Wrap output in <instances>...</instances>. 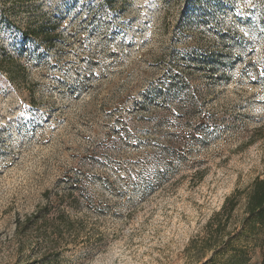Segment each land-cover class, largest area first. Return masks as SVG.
<instances>
[{"label":"rangeland","instance_id":"1","mask_svg":"<svg viewBox=\"0 0 264 264\" xmlns=\"http://www.w3.org/2000/svg\"><path fill=\"white\" fill-rule=\"evenodd\" d=\"M0 46V264H36L44 207L74 222L56 264H214L264 178V0H0Z\"/></svg>","mask_w":264,"mask_h":264},{"label":"trees","instance_id":"2","mask_svg":"<svg viewBox=\"0 0 264 264\" xmlns=\"http://www.w3.org/2000/svg\"><path fill=\"white\" fill-rule=\"evenodd\" d=\"M183 3L185 2L183 1ZM65 8H69L68 3L65 4ZM53 30V27L36 29L37 32L35 35L40 36L45 44L53 43L52 41L55 39ZM206 64L208 65V62ZM22 69L23 67L18 64L17 60L11 58L5 49L0 46V71H3L12 81H19L24 79ZM236 195L237 194H234L227 198L221 210L214 215V218L219 220H217L216 227L209 231L207 239L202 246V250L205 252H207V250L214 251L208 263L246 264L248 256L240 243L246 237H253L260 231L264 233V178H257L253 181L246 197L240 230L230 235L225 233V222L231 219L232 212L237 206L238 201ZM39 213L40 214L36 213L29 216L23 220L22 223L20 221L17 222V234H20V243L18 242V245L22 248L25 232L28 233V230L38 227L40 229L37 233L40 239H38L39 241L36 242V244L39 247H43L45 250L34 263L56 264L60 257L56 249H58L60 245H65L64 239L69 236L70 233L74 232V222L70 221L62 212H59L55 215L54 219L49 221L46 217L47 210L45 207L42 208ZM221 218L224 219V222ZM262 248L264 249V243ZM223 253L226 256H224ZM219 254L221 256H219ZM222 256L226 258H222ZM258 264H264V256Z\"/></svg>","mask_w":264,"mask_h":264}]
</instances>
